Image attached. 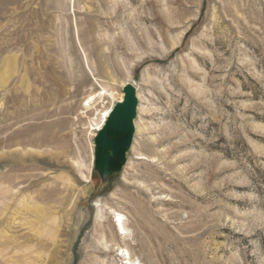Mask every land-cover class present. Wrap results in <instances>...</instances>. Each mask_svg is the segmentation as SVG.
I'll use <instances>...</instances> for the list:
<instances>
[{"label": "rangeland", "instance_id": "rangeland-1", "mask_svg": "<svg viewBox=\"0 0 264 264\" xmlns=\"http://www.w3.org/2000/svg\"><path fill=\"white\" fill-rule=\"evenodd\" d=\"M0 264H264V0H0Z\"/></svg>", "mask_w": 264, "mask_h": 264}, {"label": "water", "instance_id": "water-1", "mask_svg": "<svg viewBox=\"0 0 264 264\" xmlns=\"http://www.w3.org/2000/svg\"><path fill=\"white\" fill-rule=\"evenodd\" d=\"M122 98L111 107L101 128L93 137V170L100 184L119 173L127 160L135 134V118L139 99L132 83H125Z\"/></svg>", "mask_w": 264, "mask_h": 264}, {"label": "bare ground", "instance_id": "bare-ground-1", "mask_svg": "<svg viewBox=\"0 0 264 264\" xmlns=\"http://www.w3.org/2000/svg\"><path fill=\"white\" fill-rule=\"evenodd\" d=\"M122 98V97H121ZM112 107V106H111ZM111 107H107V108H105L104 110H103V112H102V115H101V117H100V120L96 123V125H97V128L96 129H100L101 128V126H102V124L104 123V121H105V119H106V117H107V115H108V113H109V111H110V109H111ZM115 216V215H114ZM116 216L118 217L117 219H115L113 222H114V226L117 228V230L118 231H120L121 230V233L124 231V230H126V228H124V224H123V220H122V217H121V214L120 213H116ZM123 216V215H122ZM120 233V234H121Z\"/></svg>", "mask_w": 264, "mask_h": 264}]
</instances>
